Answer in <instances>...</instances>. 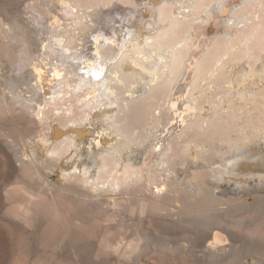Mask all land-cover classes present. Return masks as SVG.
<instances>
[{"label":"bare ground","instance_id":"1","mask_svg":"<svg viewBox=\"0 0 264 264\" xmlns=\"http://www.w3.org/2000/svg\"><path fill=\"white\" fill-rule=\"evenodd\" d=\"M14 8L12 23L0 18L1 48L16 59L0 119L19 106L36 133L0 123L27 179L6 190L8 215L45 251H83L76 264H149L152 244L187 254L177 237L187 231L223 262L227 222L214 213L264 204V0Z\"/></svg>","mask_w":264,"mask_h":264},{"label":"rangeland","instance_id":"2","mask_svg":"<svg viewBox=\"0 0 264 264\" xmlns=\"http://www.w3.org/2000/svg\"><path fill=\"white\" fill-rule=\"evenodd\" d=\"M15 1L0 0V18L6 22L12 23L17 17L18 11L14 8ZM200 27L203 28L202 25ZM1 40L0 30V44L2 43ZM4 52H7L6 49L3 50L0 45V91L8 90L6 79L14 71L12 64L16 62L12 54V56L5 55ZM3 114L1 115L3 118L0 119V123L7 127V131L3 134L36 133V128L29 124V119L33 116L31 111L21 109L19 106H11L8 112H3ZM11 116H13L12 119ZM145 117L146 119L148 117L146 112ZM132 118H134V113L131 114ZM4 151H6V147L2 139H0V264H76V257L80 258L84 254L83 251L74 253V251L65 250L59 253L50 250L45 251L37 247V230L30 232V227L24 226L6 212L10 205V202L5 198L6 190L19 184V182H25L27 179L20 176L16 170V162L14 160L10 162L6 158ZM56 171L51 173L50 178L61 179L59 170ZM45 197L48 198V196ZM203 202L200 195L191 198L192 205H202ZM258 205L261 206H258L257 209L253 207H245L244 209L230 207L226 212L219 211L214 213L224 218L227 222L222 231L227 238V254L224 261L220 264H256L253 259L261 260L257 264H264V210L261 209L264 204ZM150 230L152 233H159L152 225ZM170 230L171 227L169 225H164L166 234ZM126 235L128 236V234ZM167 236V238L173 237L169 234ZM192 236L193 233L191 231L177 235L181 241L182 248L187 247V249L191 250L187 254L172 251L171 245L162 247L158 244H152V248L155 251L151 252L149 264H216L215 259L218 255H211L209 252H203L199 248L194 247L188 241ZM234 244L240 248L231 251V246ZM172 253L183 258L181 260L174 257L171 258L170 254Z\"/></svg>","mask_w":264,"mask_h":264}]
</instances>
